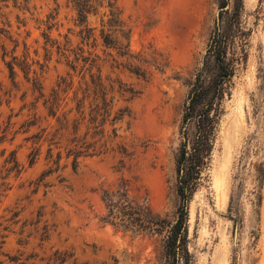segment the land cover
Here are the masks:
<instances>
[{"label": "rangeland", "instance_id": "obj_1", "mask_svg": "<svg viewBox=\"0 0 264 264\" xmlns=\"http://www.w3.org/2000/svg\"><path fill=\"white\" fill-rule=\"evenodd\" d=\"M96 8L83 24L72 0H0V264H169L103 196L175 223L188 83L219 30L235 74L186 203L189 264H264V0Z\"/></svg>", "mask_w": 264, "mask_h": 264}, {"label": "trees", "instance_id": "obj_2", "mask_svg": "<svg viewBox=\"0 0 264 264\" xmlns=\"http://www.w3.org/2000/svg\"><path fill=\"white\" fill-rule=\"evenodd\" d=\"M103 1L105 0H72L79 21L84 24L88 15L96 12L97 5ZM226 5L225 1L222 8ZM239 9L240 5L236 7V11L239 12ZM113 22H115L114 17L106 22V25L109 26ZM102 38L105 45L112 46L110 35L104 30ZM229 40L231 39L227 30L224 32L219 30L205 55L203 66L196 77L188 83L190 91L183 107L182 118L186 129L182 132L183 139L176 155L180 206L175 223L154 216L148 206H139L130 202L125 192L117 194L105 192L103 196L109 208L107 222L136 233H153L163 236L165 256L169 264H182L183 262L189 264L186 203L195 193L206 160L213 151L215 131L223 114L222 103L227 92L225 84L235 74L233 63L228 59ZM9 68L13 74V67L10 65ZM101 100L102 106L98 105L96 109L103 110L106 114L110 106L107 94L102 95ZM52 114L54 115V112ZM72 153L75 158L74 168H76L77 159L82 152L73 151ZM35 160L34 155L31 164Z\"/></svg>", "mask_w": 264, "mask_h": 264}]
</instances>
